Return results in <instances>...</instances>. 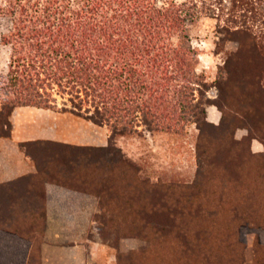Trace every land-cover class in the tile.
I'll return each mask as SVG.
<instances>
[{"label":"rangeland","instance_id":"374dc122","mask_svg":"<svg viewBox=\"0 0 264 264\" xmlns=\"http://www.w3.org/2000/svg\"><path fill=\"white\" fill-rule=\"evenodd\" d=\"M199 3L188 32L208 84L207 123L169 133L139 122L114 137V171L94 183L107 187L108 218L84 229L87 264H264V0ZM9 26L0 17V77L9 71L11 47L1 40ZM4 94L1 84L0 132L11 121ZM58 106L73 103L58 96ZM0 231L34 232L39 264L43 229Z\"/></svg>","mask_w":264,"mask_h":264},{"label":"trees","instance_id":"16d2710c","mask_svg":"<svg viewBox=\"0 0 264 264\" xmlns=\"http://www.w3.org/2000/svg\"><path fill=\"white\" fill-rule=\"evenodd\" d=\"M201 11L199 0H0V17L10 22L1 34L11 47L9 71L0 77L7 113L26 105L59 109L58 96L67 95L73 107L64 110L110 129V146L84 155L90 159L82 169L71 164L92 184H106L115 136L136 131L139 122L169 133L207 123L208 84L188 32ZM4 125L0 135L9 136L11 121ZM106 188L93 184L99 226L108 218Z\"/></svg>","mask_w":264,"mask_h":264},{"label":"crops","instance_id":"0c3cea01","mask_svg":"<svg viewBox=\"0 0 264 264\" xmlns=\"http://www.w3.org/2000/svg\"><path fill=\"white\" fill-rule=\"evenodd\" d=\"M10 119L9 136L0 135V229H43L39 264H87L84 229L99 226L100 198L71 164L82 169L84 155L110 146L108 125L31 105ZM33 234L0 231V264H33Z\"/></svg>","mask_w":264,"mask_h":264}]
</instances>
